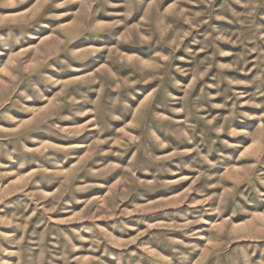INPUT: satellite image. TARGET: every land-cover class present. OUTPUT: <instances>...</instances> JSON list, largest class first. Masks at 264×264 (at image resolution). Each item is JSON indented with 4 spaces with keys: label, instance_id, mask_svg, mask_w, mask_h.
I'll return each instance as SVG.
<instances>
[{
    "label": "rangeland",
    "instance_id": "obj_1",
    "mask_svg": "<svg viewBox=\"0 0 264 264\" xmlns=\"http://www.w3.org/2000/svg\"><path fill=\"white\" fill-rule=\"evenodd\" d=\"M0 264H264V0H0Z\"/></svg>",
    "mask_w": 264,
    "mask_h": 264
}]
</instances>
